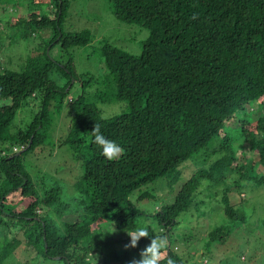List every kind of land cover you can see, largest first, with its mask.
I'll list each match as a JSON object with an SVG mask.
<instances>
[{
  "label": "trees",
  "instance_id": "obj_1",
  "mask_svg": "<svg viewBox=\"0 0 264 264\" xmlns=\"http://www.w3.org/2000/svg\"><path fill=\"white\" fill-rule=\"evenodd\" d=\"M108 1L117 20L146 27L149 36L138 55L105 42L100 52L106 86L89 98L85 81L83 94L71 101L63 144L71 146L83 173L69 186L74 188L70 193L60 181L34 180L24 158L46 144L52 102L78 79L72 50L88 46L92 33L64 30L70 0H0V26L5 24L2 15L14 12L7 24L13 40L37 43L20 70L0 64V99L5 101L0 106V264L14 262L19 252L32 256L26 260L30 264H93L95 255H104L105 262L134 264L150 238L119 255L105 232L109 226L130 234L147 225L150 235L167 236L160 264L169 258L186 264L176 251L182 241L202 239L207 254L243 226L254 232L248 229L250 211L233 205L230 194L251 187L254 192L253 185L264 190V0ZM57 46L67 62L51 56ZM53 74L60 79L55 81ZM62 76L66 81L60 85ZM32 100L41 101L39 113L12 131L18 112ZM115 102H126L127 111L103 117L98 105ZM251 106L257 108L256 118L249 113L240 119ZM95 124L124 149L119 159L101 155L92 133ZM238 145H249L258 162L240 163L245 152L242 148L239 155ZM212 156V164L199 166ZM193 161L199 168L185 171ZM259 165L262 173L256 172ZM159 180L174 200L148 215L131 197L139 191L138 201L154 198L143 188ZM11 201L26 207H8ZM192 209L213 226L199 223L202 228L183 234L180 227L191 226L186 222ZM65 215L78 219L60 221Z\"/></svg>",
  "mask_w": 264,
  "mask_h": 264
},
{
  "label": "rangeland",
  "instance_id": "obj_2",
  "mask_svg": "<svg viewBox=\"0 0 264 264\" xmlns=\"http://www.w3.org/2000/svg\"><path fill=\"white\" fill-rule=\"evenodd\" d=\"M71 7L68 12V16L64 22V30L66 32L81 31L88 29L92 33V42L85 47H78L72 50V55L75 64V72L77 75V80L73 79L70 86L67 89V93L64 96L58 95L54 98L51 105L52 112V124L50 127L47 142L44 146L40 147V150L32 153L30 156H26L24 159L27 160L29 172L33 174L34 180H42L43 178L53 179L55 181H60L67 188L72 185L80 178L83 173L81 170L80 162L75 158L71 146L68 144H63L67 139L71 124L70 115V103L73 99H78L83 94V82L86 83L89 98L103 85L106 86L108 80L105 76L102 55L100 52L101 46L105 43H111L114 46L128 52L129 54L138 55L142 51L143 44L149 36V30L146 27H140L134 24H125L117 20L111 11V6L108 0H70ZM56 9L51 8V16H54ZM10 13V12H9ZM6 13L2 15V19L5 20V24L0 26V64L3 68L11 70H20L22 64L25 62L27 57L34 53L36 42H25L13 40V33L11 27L7 24L9 19L14 18L13 14ZM43 35L49 38V31L45 30L42 32ZM39 41V38L36 39ZM51 56L58 61L67 62V56L64 54L60 46L54 47L51 52ZM55 81L60 79L58 74H53ZM60 85L66 81L65 77H61ZM5 101L0 99V106L4 104ZM58 106L60 108H58ZM102 116L105 118L114 117L127 111L126 102H115L112 104H99ZM41 108L40 100H32L28 106L21 109L12 126L11 130L15 131L18 128H23L32 122L36 114L39 113ZM257 108L255 106L246 107L245 112L240 114V119L244 118V115L249 113H254L253 118H256L255 113ZM238 121H233L231 127H236ZM240 146V147H239ZM243 146L238 145L236 147L238 154H241ZM245 156H240V163H247L251 159L258 162V155L250 150L249 145L243 148ZM21 151V150H20ZM204 156L200 160H203ZM216 160V157L212 156L206 162H201L200 167H207ZM192 161V160H191ZM194 162V161H193ZM205 165V166H204ZM197 166V162H190L185 171H192ZM263 167L258 166L256 169L257 173H262ZM69 187L70 193L74 192L73 187ZM253 192V188L250 191L241 193L238 191H233L230 194V199L233 205H243L246 211L249 212V223L248 229L254 231L252 234L246 231L247 226L241 227L231 234L228 240L222 244L215 245L211 248V251L207 254L204 253V242L201 239H195L191 243H186L182 241L179 244V248L176 251L180 257L187 260L186 264H264V229H260L263 226L261 223L264 222V190L262 187H257ZM156 188V189H155ZM143 190H148L153 193L154 198L144 199L143 201H138V192L133 194L131 197L135 206L144 211L146 214H155L160 208H162L164 203H171L174 200V194H170L169 188H166L164 180H159L154 185H149L144 187ZM259 190V191H258ZM263 190V191H262ZM258 191V192H257ZM72 195V194H70ZM202 198L203 195L201 196ZM198 202V200H197ZM8 207L24 209L26 204L21 202L11 201L6 203ZM197 211L192 209V214L187 217V222L190 221V225L182 224L180 230L183 234H186L189 228H202L199 223L203 224L204 228L206 226H213L212 222L208 220L207 217L197 216ZM43 210H39V215H43ZM252 214V216H250ZM186 217V216H184ZM183 217V218H184ZM78 219L77 216L65 215L61 218L62 222H70ZM218 220V216L214 218ZM188 226V227H187ZM210 228L207 230V232ZM262 231V232H261ZM105 232H110L111 236L115 240V249L118 251L119 255L123 254L126 250V245L130 244V236L128 233H123L116 231L112 226L105 229ZM251 234V235H250ZM203 236L205 235L202 234ZM249 236L253 239H259L261 242H251L248 241ZM250 237V238H251ZM176 243V242H174ZM259 247H253V245ZM257 248L259 250H257ZM256 252L254 256L253 253ZM27 255V254H26ZM31 255L24 256L21 252L17 253L14 262L6 261V264H30L27 259H31ZM261 256V257H259ZM110 257V256H109ZM104 255H95L92 259L93 264H123L121 262L110 260L104 261ZM111 258V257H110ZM261 260L259 261V259Z\"/></svg>",
  "mask_w": 264,
  "mask_h": 264
},
{
  "label": "clouds",
  "instance_id": "obj_3",
  "mask_svg": "<svg viewBox=\"0 0 264 264\" xmlns=\"http://www.w3.org/2000/svg\"><path fill=\"white\" fill-rule=\"evenodd\" d=\"M94 136V143L101 148V155L108 161L119 159L124 149L115 141L107 139L100 131V126L95 124L92 131ZM130 244L125 247L135 248L141 238H150V244L141 251L140 259L134 261V264H160L163 257V250L168 245L167 236L150 235L149 227L147 225L133 230L130 234ZM167 264H175L171 258L167 260Z\"/></svg>",
  "mask_w": 264,
  "mask_h": 264
}]
</instances>
